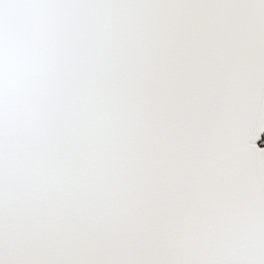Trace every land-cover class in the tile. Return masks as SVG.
<instances>
[{
    "label": "snow or ice",
    "instance_id": "6c2138e0",
    "mask_svg": "<svg viewBox=\"0 0 264 264\" xmlns=\"http://www.w3.org/2000/svg\"><path fill=\"white\" fill-rule=\"evenodd\" d=\"M0 264H264V0H0Z\"/></svg>",
    "mask_w": 264,
    "mask_h": 264
}]
</instances>
